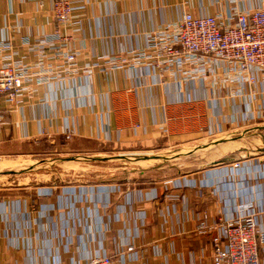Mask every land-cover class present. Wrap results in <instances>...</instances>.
I'll return each instance as SVG.
<instances>
[{
	"label": "crops",
	"instance_id": "crops-1",
	"mask_svg": "<svg viewBox=\"0 0 264 264\" xmlns=\"http://www.w3.org/2000/svg\"><path fill=\"white\" fill-rule=\"evenodd\" d=\"M72 1L83 8L62 30L57 53L45 49L44 67L51 77L37 85L21 110H11L0 96V157L41 139L61 138L80 155L91 151L84 143L154 151L160 143L211 139L209 127L221 125L220 135H237L264 125L260 96L249 102L240 76L232 80L219 69L205 80L207 73L193 56L188 64L178 59V68L163 78L147 60H128L107 74L100 71L114 53L143 49L146 33L178 20L184 11L225 14L233 7H258L264 0ZM49 10L50 0H0V38H9L13 46L4 52L6 60L27 64L32 79L41 70L30 47L56 25ZM65 52L75 54L71 66L64 64ZM181 87L194 100H181ZM253 89L264 93V79ZM248 109L252 112L245 118ZM248 153L174 176H161L153 162L163 161H153L87 168L69 180L56 176L1 184L0 264H81L95 254L118 258L128 246L134 249L123 253V264H212L211 238L218 229L197 233L199 215L205 212L209 224H216L237 214L239 203L252 204L264 225V147ZM126 155L136 154L101 157ZM258 259L264 264V246Z\"/></svg>",
	"mask_w": 264,
	"mask_h": 264
},
{
	"label": "built area",
	"instance_id": "built-area-1",
	"mask_svg": "<svg viewBox=\"0 0 264 264\" xmlns=\"http://www.w3.org/2000/svg\"><path fill=\"white\" fill-rule=\"evenodd\" d=\"M82 8L72 0H50L49 11L56 25L51 33L38 36L30 47L36 52V66L41 70V75L34 79L27 64L6 60L9 57L4 52L12 50V42L7 37L0 38V96L11 110H21L35 93L37 85L51 77L44 67L45 49L53 48L57 53L55 43L64 37L62 30L71 21L73 13ZM23 42L28 45L30 40L25 37ZM190 56L205 69V80L217 76L219 69L226 70L232 80L240 76L249 102H253L256 94L260 96L259 108L264 117V93H256L253 89V85L264 79V4L251 9L233 7L225 14L217 15L184 11L178 20L146 33L143 49L114 53L108 58L106 67L101 64L100 71L107 74L113 68L124 67L128 60H147L159 69L163 78L170 68H178V59L182 58L188 64ZM63 59L64 64L71 66L75 54L65 52ZM134 67V64L128 66L130 69ZM236 84V81L231 82V85ZM184 90L181 87V100H194ZM215 105L217 107L218 103ZM249 111L252 112L248 109L245 118H248ZM207 132L213 139L223 134L224 129L219 125L209 127ZM69 136L67 132L66 138ZM252 207V204L239 203L237 214L222 218L216 224H209L205 212L198 216L197 233H208L215 227L218 229L211 238L212 264H259L258 250L264 246V225L258 221L257 212ZM133 249V246L126 247L118 258L95 254L81 264H123V253H130Z\"/></svg>",
	"mask_w": 264,
	"mask_h": 264
},
{
	"label": "rangeland",
	"instance_id": "rangeland-1",
	"mask_svg": "<svg viewBox=\"0 0 264 264\" xmlns=\"http://www.w3.org/2000/svg\"><path fill=\"white\" fill-rule=\"evenodd\" d=\"M259 129L245 134L243 137L230 136L226 142L221 143L217 139L224 138L225 135L217 136L213 139H200L192 142L178 143L170 141L166 147L160 143L161 148L154 151L131 150H112L106 146L94 143H84L91 150L88 155L93 157L103 156L104 154L132 153L136 155H145V153H165L178 159H171L163 162H153V167L158 173L166 176L178 175L180 172L192 171L198 168L220 163L226 159H241L249 156V151H257L264 147V130ZM217 140L218 142H215ZM213 141V142H212ZM230 141V142H228ZM219 143V144H218ZM228 145V146H226ZM263 145V146H262ZM84 145H82L83 147ZM69 143L61 138L56 140L41 139L36 142H24L20 144L17 152L7 157H0V185L16 184L22 181H50L57 177L69 180L76 177L85 169L103 167L108 169L118 167H139L140 165H149L150 162L141 164L122 162L105 163L99 161H86L79 159L82 155L71 150ZM114 152V153H113ZM135 162L134 160H129ZM10 171V172H9Z\"/></svg>",
	"mask_w": 264,
	"mask_h": 264
},
{
	"label": "water",
	"instance_id": "water-1",
	"mask_svg": "<svg viewBox=\"0 0 264 264\" xmlns=\"http://www.w3.org/2000/svg\"><path fill=\"white\" fill-rule=\"evenodd\" d=\"M259 129H264V125L256 126L247 130L240 131L237 135H234L232 133L227 134L224 136L222 139H217L218 141H222L221 143H225L223 141H227L230 136H236L238 137H243L245 134L250 133L252 131H256ZM215 140V142H218ZM213 142V141H212ZM219 144V143H218ZM79 159H83L86 161H115V160H120V161H129V160H134V161H167L171 159H178L179 157H172L168 154L165 153H156V154H145V155H126V156H115V157H90L88 155H82L81 157H77ZM10 172V171H9Z\"/></svg>",
	"mask_w": 264,
	"mask_h": 264
},
{
	"label": "bare ground",
	"instance_id": "bare-ground-1",
	"mask_svg": "<svg viewBox=\"0 0 264 264\" xmlns=\"http://www.w3.org/2000/svg\"><path fill=\"white\" fill-rule=\"evenodd\" d=\"M226 146H228V145H226Z\"/></svg>",
	"mask_w": 264,
	"mask_h": 264
}]
</instances>
